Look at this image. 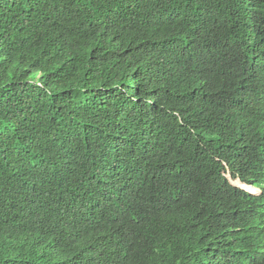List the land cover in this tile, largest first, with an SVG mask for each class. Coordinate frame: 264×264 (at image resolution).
I'll list each match as a JSON object with an SVG mask.
<instances>
[{
  "label": "trees",
  "instance_id": "trees-1",
  "mask_svg": "<svg viewBox=\"0 0 264 264\" xmlns=\"http://www.w3.org/2000/svg\"><path fill=\"white\" fill-rule=\"evenodd\" d=\"M0 264H264V0H0Z\"/></svg>",
  "mask_w": 264,
  "mask_h": 264
},
{
  "label": "clouds",
  "instance_id": "clouds-1",
  "mask_svg": "<svg viewBox=\"0 0 264 264\" xmlns=\"http://www.w3.org/2000/svg\"><path fill=\"white\" fill-rule=\"evenodd\" d=\"M192 1H193V0H192ZM83 11H84V13H85L86 10H83ZM131 155H132V158H133V161H134V162H137V163H139V162H143V163H145V164H148L149 166H152V167H150V170H151V168L154 167V166H153L152 164H150V162H149V159L152 160V157L149 155V156H148V159H147L146 151H145L144 153H142L139 157H136V156H135V151H133ZM146 159H147V162H146ZM133 161H131V162H125V163H127V164L130 165ZM136 171H137V170H136L135 168H133L132 172L129 173V174L131 175V177H133V176L135 175ZM151 171H152V170H151ZM156 171H157V170H156ZM120 174H123V173H120ZM227 176H228V178H227L228 181H232V182L235 184V186H233V187H236L237 189H240V190L244 191L245 193L250 194V195H252V196H259V195L262 194V191H261V190H259V189L255 188V187H253L252 185L244 184V183H242L238 178L235 179V180H231V179L229 178V175H228V174L226 175V177H227ZM160 178H161V175H155V176H153V178H152L151 180H157V179H160ZM95 180L98 181V179H97V175H95ZM147 181H148L147 176L143 175L140 179H136V180H134L132 183L135 184V185H139V184H143V183H145V182H147ZM127 185H128V186H127L128 191H129L130 193H132V187H133V185H132V184H129V183H127ZM247 188H250V189L248 190ZM254 190H256L257 194H253V193H252V192H254ZM122 191H123V190H122ZM104 196H109L111 199H113V198H121V197L123 196L122 199L117 200V201H114V203H115L116 205H124V204H126V203H128V202L130 201V196H129L128 193H126L125 191H123V193H122V192L119 191V190H113V191H111L109 188H106ZM88 198H89V197H88ZM97 201H98V200H97Z\"/></svg>",
  "mask_w": 264,
  "mask_h": 264
},
{
  "label": "rangeland",
  "instance_id": "rangeland-1",
  "mask_svg": "<svg viewBox=\"0 0 264 264\" xmlns=\"http://www.w3.org/2000/svg\"><path fill=\"white\" fill-rule=\"evenodd\" d=\"M91 3H92L93 6H96V5H97L94 1H91ZM99 5H100V7H101V4H99ZM149 162H150V164L153 165V160H150V159H149ZM90 175H91V177L95 180V171H92V172L90 173ZM163 176H164V175H161V178H162ZM163 178H164V177H163ZM227 178H228V176H227ZM119 179L122 180V181H125V182L130 183V181L132 180V177H131L130 174H121L120 177H119ZM229 183H230L232 186H235V184H234L232 181H229ZM252 193H253V194H257L256 190H254V192H252Z\"/></svg>",
  "mask_w": 264,
  "mask_h": 264
}]
</instances>
